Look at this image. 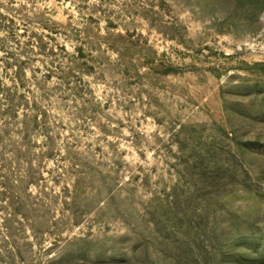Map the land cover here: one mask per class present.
<instances>
[{
	"label": "rangeland",
	"instance_id": "obj_1",
	"mask_svg": "<svg viewBox=\"0 0 264 264\" xmlns=\"http://www.w3.org/2000/svg\"><path fill=\"white\" fill-rule=\"evenodd\" d=\"M0 264H264V0H0Z\"/></svg>",
	"mask_w": 264,
	"mask_h": 264
}]
</instances>
